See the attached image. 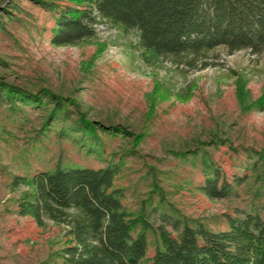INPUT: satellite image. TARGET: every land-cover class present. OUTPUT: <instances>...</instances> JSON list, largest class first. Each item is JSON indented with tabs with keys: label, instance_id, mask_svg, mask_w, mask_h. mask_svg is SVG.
<instances>
[{
	"label": "rangeland",
	"instance_id": "rangeland-1",
	"mask_svg": "<svg viewBox=\"0 0 264 264\" xmlns=\"http://www.w3.org/2000/svg\"><path fill=\"white\" fill-rule=\"evenodd\" d=\"M76 2L0 0V264H65L63 225L16 213L30 177L57 164L119 165L123 203L144 205L153 227L171 230L168 214L221 230L226 214L262 205L264 51L181 72L119 27L52 44L50 6ZM209 162L235 184L224 198L199 189Z\"/></svg>",
	"mask_w": 264,
	"mask_h": 264
},
{
	"label": "trees",
	"instance_id": "trees-1",
	"mask_svg": "<svg viewBox=\"0 0 264 264\" xmlns=\"http://www.w3.org/2000/svg\"><path fill=\"white\" fill-rule=\"evenodd\" d=\"M77 1L73 8L50 6L52 44L79 45L101 29L119 27L124 33L135 31L141 51L153 52L181 72L215 65L221 51H264V0ZM56 105H61L58 99ZM85 126L94 132L92 122ZM258 156L264 160V152ZM203 171L199 189L209 199L233 191L235 184L212 163ZM119 174L117 164H57L30 177L32 187L18 201L16 213L31 217L38 227L46 220L63 225L58 256L65 264H264V203L226 214L221 230L163 214L168 230L166 224L153 227L144 205L138 210L125 206ZM150 230L155 241L148 257Z\"/></svg>",
	"mask_w": 264,
	"mask_h": 264
}]
</instances>
